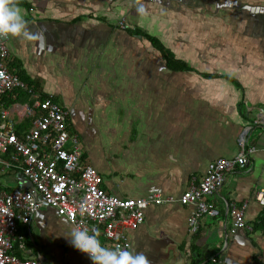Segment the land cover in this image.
<instances>
[{
	"label": "crops",
	"instance_id": "1",
	"mask_svg": "<svg viewBox=\"0 0 264 264\" xmlns=\"http://www.w3.org/2000/svg\"><path fill=\"white\" fill-rule=\"evenodd\" d=\"M18 3L31 35L0 36L7 71L68 111L66 130L103 190L174 199L144 209L129 248L150 264H264V204L255 200L264 193V0ZM121 19L126 29L117 27ZM20 91L0 97L18 135L30 128L24 110L33 103ZM240 139L254 151L208 199L218 215L202 216L191 233L194 207L177 199L210 162L235 157ZM28 186L17 172L0 175V190ZM243 204L250 229H234L230 210ZM67 222L39 209L28 225L17 224L16 256L93 264L69 242Z\"/></svg>",
	"mask_w": 264,
	"mask_h": 264
},
{
	"label": "built area",
	"instance_id": "2",
	"mask_svg": "<svg viewBox=\"0 0 264 264\" xmlns=\"http://www.w3.org/2000/svg\"><path fill=\"white\" fill-rule=\"evenodd\" d=\"M125 22L121 19L117 27L126 29ZM7 56L8 50L0 40V97L22 90L32 95L33 103L24 110L30 128L21 135L16 133L9 112L0 111V175L17 172L30 184L25 189L0 190V264H43L39 257H17L15 249H23L17 224L28 225L33 214L45 206L53 208L57 217L68 222L84 221L90 229L98 228L106 246L130 247L128 232L143 223L144 209L151 203L174 202V199H122L103 190L96 169L81 162L82 149L77 136L66 130L68 111L51 99L40 98L33 86L9 73L1 62ZM240 144L242 150L235 157L210 162L199 183L191 184L177 199L194 207L189 219L191 233L197 231L202 216L218 215L219 209L208 199L237 167L248 162L247 156L254 150L244 149L243 139ZM255 200L264 204L262 190ZM245 207L243 204L231 208L234 229H250L243 216Z\"/></svg>",
	"mask_w": 264,
	"mask_h": 264
},
{
	"label": "clouds",
	"instance_id": "3",
	"mask_svg": "<svg viewBox=\"0 0 264 264\" xmlns=\"http://www.w3.org/2000/svg\"><path fill=\"white\" fill-rule=\"evenodd\" d=\"M138 10L143 13V5ZM26 25L18 0H0V36L29 37L31 34ZM65 235L76 249L89 256L93 264H150L144 251L122 245L106 246L101 242L99 229H90L84 221L67 222Z\"/></svg>",
	"mask_w": 264,
	"mask_h": 264
},
{
	"label": "trees",
	"instance_id": "4",
	"mask_svg": "<svg viewBox=\"0 0 264 264\" xmlns=\"http://www.w3.org/2000/svg\"><path fill=\"white\" fill-rule=\"evenodd\" d=\"M170 63H171V65H172L173 61H171ZM24 93H26V92H24V91H20L19 95H24Z\"/></svg>",
	"mask_w": 264,
	"mask_h": 264
},
{
	"label": "water",
	"instance_id": "5",
	"mask_svg": "<svg viewBox=\"0 0 264 264\" xmlns=\"http://www.w3.org/2000/svg\"><path fill=\"white\" fill-rule=\"evenodd\" d=\"M2 38V37H1ZM240 168H242V167H240Z\"/></svg>",
	"mask_w": 264,
	"mask_h": 264
}]
</instances>
